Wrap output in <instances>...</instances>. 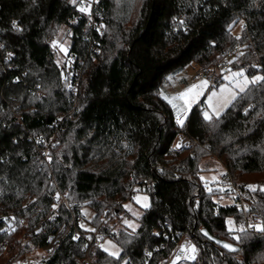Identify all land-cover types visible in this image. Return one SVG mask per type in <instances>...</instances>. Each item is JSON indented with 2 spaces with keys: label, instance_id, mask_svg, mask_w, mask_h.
I'll return each instance as SVG.
<instances>
[{
  "label": "trees",
  "instance_id": "obj_1",
  "mask_svg": "<svg viewBox=\"0 0 264 264\" xmlns=\"http://www.w3.org/2000/svg\"><path fill=\"white\" fill-rule=\"evenodd\" d=\"M78 5L0 0V264L45 247L60 229L46 264H87V257L89 264H159L183 236L198 249L194 264L264 263V232L246 224L257 214L264 225V81L210 121L202 102L194 105L183 127L160 96L166 78L190 66L226 61L227 69L264 77V0H99L94 21L102 34L88 28ZM59 52L75 56L77 74L57 63ZM180 133L191 146L174 150ZM51 137L44 160L36 140ZM206 158L222 166L221 194L203 187ZM136 185L145 186L149 204L133 232L123 224V203ZM57 194L66 205L49 222ZM219 195L231 203L218 204ZM83 206L94 231L76 222ZM228 218L245 233L229 232ZM201 230L238 250L224 251ZM88 234L115 242L120 259L98 244L86 257Z\"/></svg>",
  "mask_w": 264,
  "mask_h": 264
},
{
  "label": "rangeland",
  "instance_id": "obj_2",
  "mask_svg": "<svg viewBox=\"0 0 264 264\" xmlns=\"http://www.w3.org/2000/svg\"><path fill=\"white\" fill-rule=\"evenodd\" d=\"M240 29H241V22L238 23L233 28V33L235 35H238L240 33ZM60 35L61 36L57 39L58 40L57 42L59 44L58 47L61 46L64 43V41L66 40V38H63L62 39V42H60L63 34L61 33ZM63 46H65V45L63 44ZM61 48H63V47H60V49ZM60 49H59V51L61 53H63L64 51H61ZM237 51H238V49H235L234 50L235 53ZM60 52H59V55H58V57L56 59L57 60V63H60V57H61ZM211 68L212 67H209V68H206L204 70L211 69ZM240 72H242V71L241 70H238V69H227L224 72L212 71V75L214 77V84H213L214 86L213 87H209L210 85L207 83V86L202 89L201 94L195 95V93H193L192 96L194 97V99H193V102L190 104L189 109L192 108L194 105L202 102L201 103V107H202V109L204 108V110H203V116H204V113H206V112L210 116H212V117H216V115H214L215 112H218L219 115H220L226 109V107L224 106L225 102L228 101V100H231L230 93H235L236 95L239 93V87H238L239 84H242L244 81L247 80V81H249V83H248V85H249V84H251L250 81L253 78H255L257 76H260L259 74H256V75H254L252 77H248V76H246L242 72L243 73L242 76L237 75L235 77H232V74L233 73H240ZM186 73H187V77L190 78L191 74L193 73V68L191 66L190 67H187L186 68ZM225 77H229V79H226ZM201 81H204V80H200L199 82H197L195 84H193L191 81L188 82V84H187L188 87L185 88V89L182 88L181 89V93L186 92L193 85L200 84ZM221 89H227L228 91L221 92ZM191 98L192 97H189V99H191ZM174 120H175V122L177 124V118L176 119L174 118ZM179 135L184 136L181 133ZM174 142H175V140H174ZM174 142L172 144V149H174L173 146H175L174 145L175 144ZM201 169H202V173L200 174V177H201V179L203 178L202 179L203 183L207 185L206 186V189L207 190H209L210 187L213 186V188L219 190L218 193L221 194L227 188L226 185L223 184V180H221V175L223 173V169H222V166L219 164L218 161H216L213 158H206L201 163ZM136 197H141V198L147 197V204H149L148 196L144 192L135 193L132 196V200H128V201H126V202L123 203V207H124L125 211L128 214V215L126 214L124 216L123 224L125 225L124 221L127 220L132 225H134L135 228L137 227V218L141 215L142 211L145 209V207H142L141 206V204L144 201L141 199V203H137ZM231 201H232L231 199L226 198V197H223L221 195H219L216 198V202L218 204H221V205L230 204ZM126 205L128 206L127 208L125 207ZM80 214L82 216V222H81L80 225H83L84 226L83 227L84 229H91V227L89 226L88 221L90 220V218L92 216V211L89 209V207L83 206L81 208V210H80ZM5 219L6 220H9V219L11 220L13 218L12 217H5ZM229 220L232 221V219L228 218L226 220L227 228L228 229L230 227L235 228L234 224L229 225L227 223ZM127 228L129 230H132V228H130V227H127ZM62 232H63V229H60L58 234L53 235L52 238H51L50 243L47 244L45 247L38 248V249H33L32 251L26 252V253H28L27 254L28 257H29L28 259H30V261H33V260L34 261H37L39 259H45V258L47 259L53 253V251H54V249L56 247L57 239H58L59 235ZM183 238H185V239H183L184 242L183 243H180L179 245L176 244L177 246L175 245L173 247V249H171L169 255L167 257H165V258H169V256L175 254L177 250L179 252L180 249H181L180 247H182V246H184L185 248H188L189 246H194L195 249L197 250L196 251V257H197L198 249L196 248V246L187 237L184 236ZM108 242H111L112 244H114L116 246V248H118L119 251H120L119 246L115 242H113L112 240H110L109 238L99 239L97 244L98 245H105L106 246ZM43 248H45V249H43ZM24 253L25 252H23L20 255L19 258L23 257V254ZM184 255L185 254H182L183 257H184ZM87 259H88V257H87ZM179 259L180 260H183L181 258H179ZM162 260L159 261V264H161ZM195 260H196V258H195ZM195 260H194V262H195ZM89 262H90V260H89ZM194 262H193V264H194ZM189 263L190 262H187L186 264H189ZM262 264H264V263H262Z\"/></svg>",
  "mask_w": 264,
  "mask_h": 264
},
{
  "label": "built area",
  "instance_id": "obj_3",
  "mask_svg": "<svg viewBox=\"0 0 264 264\" xmlns=\"http://www.w3.org/2000/svg\"><path fill=\"white\" fill-rule=\"evenodd\" d=\"M98 1L99 0H81V1L79 0L78 7L81 6L82 2H87V3L90 4V15L83 14L81 12H79V13L87 21L89 29H96L97 31H99V34H102L103 31L101 29V24L99 22L94 21V14L96 16H98V12L94 11V9L96 7L95 5L97 4ZM93 49H94L95 52H98L96 47H94ZM60 62H61V64L65 65L64 68H65V71H66L67 75L72 76L73 74L74 75L77 74V71H78L77 68H76L77 67V61H76L75 56L72 53H67L66 52V53L62 54ZM227 68H228V63L226 61H224L222 63H218L217 65L213 66L211 69H207V70L199 69V70H196L194 72V74L191 76V82L192 83H196V82H199L200 80H204V81H207V83L211 86L214 83V77L212 75V71H221V70H224V69H227ZM75 91H76V84L74 83L73 87H72V92L75 93ZM52 142H53L52 141V137L50 139H48L47 141L43 140V139H37L36 140V143H37L38 147L43 150L42 151V156H43L44 160L48 159V155L47 154L53 148ZM174 143H175L174 144L175 146H173L174 150H181V149L188 148V147L191 146L190 141L186 137H184L182 135H178L177 138L175 139ZM178 145H179V147H177ZM223 184H225V183H223ZM206 186H207L206 184H203L204 188H206ZM252 186H255V185H252ZM144 189H145V186H143V185L134 186L131 196H133L135 193L143 192ZM62 204L66 205V201H65V198L63 196H60L59 200H57L56 204L54 205L55 207L53 206L52 215L49 218V222H51L55 218V212L57 211L59 206L62 205ZM9 222L13 226L14 220L13 219H11V220L9 219ZM76 222L78 224H81V222H82L81 214L77 215ZM246 224H247V228H248L249 224H252V225L261 224V225H263V222H262L261 218L257 214H250ZM45 226L46 225L43 224L38 230L44 228ZM248 229L251 230V231H254L253 229H250V228H248ZM74 237H77V236L74 235L73 238ZM183 237H181L180 240L176 243L177 245H179L180 243L184 242L183 239H185V238H183ZM51 238H52V236L48 239L47 244L50 243ZM98 240H99L98 234H93V235L88 234V235H86L85 236V244L83 245L81 252L84 255H86V257H87L88 252H89V248L94 246V245H97ZM85 246H87V247H85ZM43 249H45V248H43ZM196 251L194 253L195 258H196ZM27 254L28 253L25 252L23 254V257L18 258V259L15 260L14 264H46V261L49 258V257L47 259L45 258L46 260L45 259H39L37 261H34V260L30 261V259H28L29 257H28ZM182 254L192 255V253H181V251L178 252V250H177L176 253L171 255V256H169V258H164L162 260L161 264H173L174 261H175V264H186L187 262H190L189 264H193L195 259L194 260L184 259ZM179 258H181L183 260H180ZM85 263L89 264L90 262L87 259L85 261ZM6 264H9V263H6Z\"/></svg>",
  "mask_w": 264,
  "mask_h": 264
},
{
  "label": "snow or ice",
  "instance_id": "obj_4",
  "mask_svg": "<svg viewBox=\"0 0 264 264\" xmlns=\"http://www.w3.org/2000/svg\"><path fill=\"white\" fill-rule=\"evenodd\" d=\"M71 2L73 4H76V0H71ZM78 11L83 13V14H87V15H90V4L87 3V2H82L81 3V6L78 7ZM17 24L15 22H13V28H17ZM237 39H239V37H237ZM54 47L56 46L55 44L53 45ZM61 51H65V49L61 48L60 49ZM9 56H11V54H9ZM237 75H240L242 76L243 73L240 72V73H233L232 74V77H235ZM226 79H229V77H225ZM264 81V77H260V76H257L255 78H253L250 83L252 84H256V83H259V82H262ZM249 81H244L242 84H239L238 87H239V92L243 93L245 92L246 90V87L248 85ZM207 86V81H201L200 84H197V85H193L190 89H188L186 92L184 93H181L179 97H173L171 100H169V103L171 104L172 103V100H176V99H180V100H184V105L182 106V108H188L190 107V104L193 102V99L194 97L192 96L193 93H195V95H199L201 94V91L204 87ZM225 91H228L227 89H221V92H225ZM231 95V100H228L225 102L224 106L227 107L228 104L231 103L232 100H235L236 99V94L235 93H230ZM189 97H192L191 99H189ZM172 107L174 109L177 108V105L176 104H172ZM181 115H182V112L181 111H178L177 112V124L180 125L181 127H183V124H184V120L181 118ZM183 115H186V113H183ZM214 115H216V117L218 118L219 117V113L218 112H215ZM204 120L205 121H210L212 119V116H210L207 112L204 113V116H203ZM179 147V145L177 146ZM203 179V178H202ZM249 190L250 191H257V187L256 186H252V185H249ZM209 191H211L209 189ZM259 191L261 192H264V188H260ZM57 200H59L60 196L59 194H57ZM141 199L144 201L141 206L142 207H148V204H147V197H136V200H137V203H141ZM55 207V206H54ZM126 208L128 207L127 205L125 206ZM245 211H247V209H244ZM125 225L127 227H130L132 228V231L134 232L135 231V226L132 225L129 221H124ZM229 225H232L233 222L231 220H229L227 222ZM81 227L83 228L84 226L81 225ZM248 228L250 229H253L254 231L256 232H264V225H261V224H256V225H252V224H249L248 225ZM14 230V229H13ZM89 231H94L93 229H88ZM229 232H239V233H242L244 234L245 233V228L244 227H239V228H233V227H230L229 229ZM205 235H207V233H205ZM234 240H237L239 241L241 239V236H233L232 237ZM74 239H78V237H74ZM87 247V246H85ZM99 247L105 251L108 256L110 257H113L114 259H120V251L118 248H116V246L114 244H112L111 242H108L107 245H99ZM222 247H224L225 249H227L228 251H236L235 248H233L231 245L229 244H223ZM181 253H192V255H187L185 254L184 255V259H188V260H194L195 259V247L194 246H189L188 248H185L184 246L181 247L180 249ZM148 255H151V253H148ZM173 264H175V261L173 262Z\"/></svg>",
  "mask_w": 264,
  "mask_h": 264
},
{
  "label": "crops",
  "instance_id": "obj_5",
  "mask_svg": "<svg viewBox=\"0 0 264 264\" xmlns=\"http://www.w3.org/2000/svg\"><path fill=\"white\" fill-rule=\"evenodd\" d=\"M195 71L196 70L193 68V73ZM193 73L191 74V76L193 75ZM191 76H190V78L187 77L186 69H184L178 73H175L173 75H169L160 87V96L171 106L173 113H174V116H175L174 117L175 119L177 118V112L181 111L182 112L181 118L184 120L190 109H189V107L188 108H182V106L185 103L183 100H180V99L172 100L171 104L169 103V100H171L173 97H179L180 96L181 89L182 88L185 89L188 87L187 84H188V82L191 81ZM193 84H195V83H193ZM172 104H176L177 108L174 109L172 107ZM183 113H186V115H183Z\"/></svg>",
  "mask_w": 264,
  "mask_h": 264
},
{
  "label": "water",
  "instance_id": "obj_6",
  "mask_svg": "<svg viewBox=\"0 0 264 264\" xmlns=\"http://www.w3.org/2000/svg\"><path fill=\"white\" fill-rule=\"evenodd\" d=\"M200 232H201V234H202L205 238H207L209 241L213 242L215 245H217L218 247H220L221 249H223V250L226 251V252L234 253V252H236V251L238 250V247H237L236 245H233V244H231V243H229V242H226V241H219V240H216V239L212 238L211 236H209L208 234L205 235V233H207L205 230H201ZM223 244H229V245H231L233 248L236 249V251H228L227 249H225L224 247H222Z\"/></svg>",
  "mask_w": 264,
  "mask_h": 264
}]
</instances>
